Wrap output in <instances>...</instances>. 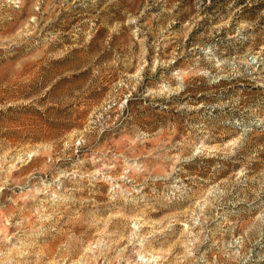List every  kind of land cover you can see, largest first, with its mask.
Here are the masks:
<instances>
[{
	"label": "rangeland",
	"instance_id": "1",
	"mask_svg": "<svg viewBox=\"0 0 264 264\" xmlns=\"http://www.w3.org/2000/svg\"><path fill=\"white\" fill-rule=\"evenodd\" d=\"M0 264H264V0H0Z\"/></svg>",
	"mask_w": 264,
	"mask_h": 264
}]
</instances>
